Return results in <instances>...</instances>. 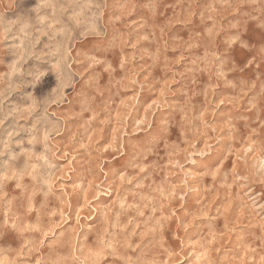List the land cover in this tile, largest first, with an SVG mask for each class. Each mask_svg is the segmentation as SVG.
<instances>
[{"label": "clouds", "instance_id": "9594fccd", "mask_svg": "<svg viewBox=\"0 0 264 264\" xmlns=\"http://www.w3.org/2000/svg\"><path fill=\"white\" fill-rule=\"evenodd\" d=\"M0 264H264V0H0Z\"/></svg>", "mask_w": 264, "mask_h": 264}]
</instances>
